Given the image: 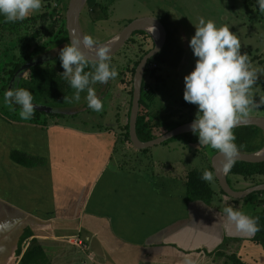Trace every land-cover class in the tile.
Wrapping results in <instances>:
<instances>
[{
  "label": "crops",
  "instance_id": "1",
  "mask_svg": "<svg viewBox=\"0 0 264 264\" xmlns=\"http://www.w3.org/2000/svg\"><path fill=\"white\" fill-rule=\"evenodd\" d=\"M162 22L169 39V22ZM168 55L159 69L171 63ZM151 77L146 78L150 87ZM154 101L147 104L151 116L169 108L152 109ZM119 118V128L105 123L88 129L61 118L46 125L43 119L10 117L0 105V224L10 225L0 230V264H12L30 239L47 255L63 248L81 253L74 264H231L227 255L264 264V247L253 241L254 235L226 228L224 208L250 216L243 200L233 203L214 189L213 204L190 201L187 170L173 171L169 162L149 171L120 164L126 143L118 135L126 122ZM13 152L20 160L13 159ZM29 230L32 236L22 242Z\"/></svg>",
  "mask_w": 264,
  "mask_h": 264
},
{
  "label": "rangeland",
  "instance_id": "2",
  "mask_svg": "<svg viewBox=\"0 0 264 264\" xmlns=\"http://www.w3.org/2000/svg\"><path fill=\"white\" fill-rule=\"evenodd\" d=\"M71 1L43 0L42 9L29 17H39L48 11L53 12V8H47L49 2L58 8V13L54 11L55 16L53 18L40 22L38 26L31 23L29 27L21 26L19 29H14V31L9 26L10 29L7 28V33L8 37L10 35L14 37L12 42H7L3 37L4 33L0 31L2 37V40H0V105L4 114L15 118L17 115L20 116L17 113L20 109L14 110L15 105L5 103L3 97L8 87L9 71L13 69L12 62L20 58L19 45H21V42L17 39L25 36L27 31L33 33L37 29L41 30L40 36L32 41L33 45L39 44L42 48L41 53L38 54L39 58L41 57L40 59L44 61L46 59L44 64L47 67L56 66L58 69L65 71L62 65H57V59H54L60 49L58 44L55 45V40L64 37L63 34L66 30L68 31ZM99 4L104 8L106 7L108 19L97 18L102 11ZM258 7L256 0H89L82 14L81 28L84 37L92 36L99 45H103L114 39L130 22L136 19L142 17L158 18L161 16L164 22H169V39L166 40L163 51H165L164 54L169 52L168 58L171 63H167V65L161 63L159 69L160 61L157 58L152 60V64L155 65V72L151 77L153 80L151 88L154 89L156 95L159 93L160 96L154 101L155 104L152 105V109H158L169 104V110L166 112L168 119L166 120L181 125L189 122L190 118L188 110L182 107V99L185 91L184 78L195 69L196 65L197 58L194 57L189 46L190 40L196 32L195 25H198L200 19L203 18L205 21L215 22L217 26H227L230 27V30L235 29L236 31H233V33L244 39L241 42L243 44L242 48H248L245 50L248 58L252 59V66L264 70V55L261 53V50H264V13H260ZM94 8H96V11H93ZM4 21V17L0 16V23ZM154 29V31H158L156 28ZM150 30H144L148 34H138L130 37L127 43L111 56V64L118 71L117 78L101 86H98L97 83L94 87L97 97L103 102V111L97 113L89 107L83 109V106H80L77 109L82 111H79V117L63 116L60 120L88 129H96L101 125H105V123L119 128V122L121 123L122 119L119 118L118 121V115L120 117L124 116L123 123L130 122V114L128 115V113L130 108L132 109L135 77L132 69L137 68L145 53L156 46L155 37L157 33L151 30L152 33ZM173 30L174 32H172ZM35 50V48H32L30 53L35 52ZM170 53H172L173 59L170 57ZM181 57L184 59L183 63L182 59L180 60ZM178 59L180 62L177 65ZM150 67L152 66L150 65ZM166 71L169 76L165 75ZM156 72L162 76H157ZM122 79L127 80L128 83H122ZM262 79H264V75H260L259 81L251 90L254 105L250 116L259 115V117H264V81L260 82ZM132 89L133 93L131 92ZM81 105H88L87 100ZM196 114L197 112L194 115ZM125 145L121 151L119 161L126 168L149 171L153 170L152 167L155 165H158L156 167L158 169L168 167L166 163L169 162L168 168L176 172H185V170L190 171L192 169L207 170L214 175V180L210 182L212 187L215 190L221 189L212 165L213 157L218 153L217 150L208 146L199 148L198 145H188L181 140L164 142L150 148L147 153L130 142H126ZM255 145L260 148L256 152L264 149V133H261L259 138L255 140ZM157 160H161V163L157 164L155 162ZM173 163L180 165L171 167L170 165ZM227 177L230 178L232 187L238 191H245L258 183L260 184V182L264 183V176L246 178L239 175H227ZM258 197L264 198V195H256L254 205L245 203V208H248L251 213L262 209V205H255ZM241 200L245 202V199ZM231 201L239 203L237 199ZM35 245V241L31 242L29 246L26 244V250L27 248L32 249ZM62 250L61 253L56 252V254L47 255V264H74V259L81 257V253L69 254L65 253L64 248ZM25 251L21 248L19 251L21 254L18 252V257L12 264H23L22 256ZM78 263L80 264V262ZM221 263H223L222 260ZM230 263L234 264L232 260Z\"/></svg>",
  "mask_w": 264,
  "mask_h": 264
},
{
  "label": "clouds",
  "instance_id": "3",
  "mask_svg": "<svg viewBox=\"0 0 264 264\" xmlns=\"http://www.w3.org/2000/svg\"><path fill=\"white\" fill-rule=\"evenodd\" d=\"M256 4L259 12L264 13V0H256ZM42 7L43 0H0V16L8 23L23 22ZM195 27L189 46L197 58L196 65L184 78V99L197 106L190 130L198 137L199 146H208L222 154L227 171L234 166L239 151L233 129L241 122H248L254 105L251 90L260 75H264V70L254 68L247 54H242L241 40L230 27L217 26L203 18ZM81 45L83 49L94 51L98 57L91 62L92 71H85L90 61ZM59 58L65 69L62 75L75 90L73 100L79 102L81 93L86 91L88 107L94 112H102L104 105L93 85L107 84L118 76L117 69L111 64L110 50L99 46L92 36L82 39L74 36L71 43L60 51ZM3 99L5 103L20 108L21 119L27 121L34 117L38 105L29 90L11 88L4 93ZM201 179L212 182L214 175L206 170ZM222 215L227 221L226 228L234 226L237 232L247 236L260 231L258 218L238 209L226 207ZM8 227L7 223L0 224V230Z\"/></svg>",
  "mask_w": 264,
  "mask_h": 264
},
{
  "label": "trees",
  "instance_id": "4",
  "mask_svg": "<svg viewBox=\"0 0 264 264\" xmlns=\"http://www.w3.org/2000/svg\"><path fill=\"white\" fill-rule=\"evenodd\" d=\"M49 1V0H47ZM100 5V4H99ZM101 6V5H100ZM102 7L101 14L97 17L102 20L108 19L106 7ZM47 8L51 9L52 11H48L46 13L41 14L39 17H28L23 22H16V23H8L3 22L0 23V31L4 33V39L8 42H12L14 37L11 35L8 37L7 28L9 26L11 27V30L14 31V29H19L21 26L29 27L31 23L33 25H37L42 21H47L49 18H53L54 11H57L58 8L54 7L53 3H48ZM93 11H96V8L93 9ZM40 28V27H39ZM3 29V30H1ZM5 29V31H4ZM10 29V28H9ZM6 32V33H5ZM41 34V30L37 29L33 33H30L27 31L25 36L20 37L17 39V41L21 42L20 47V58L14 60L12 62L13 69L9 71V78L7 80L8 86L14 77V74L17 72V70L25 63L32 61V60H41L39 58V53H41V46L39 44L33 45L32 41H34L36 38H38ZM138 34H148L144 30L137 31L134 36ZM64 37L61 39L55 40L56 44H58V47H60L59 51L57 52V55L54 57V59H57V65H61V61L59 58L60 51L66 47L68 44H70V39L68 31L66 30L65 34H63ZM0 40H2L1 33H0ZM66 42V43H65ZM32 48H35V52L30 53V50ZM53 48V47H52ZM54 49V48H53ZM162 51L156 55L154 58H157V60H161V58L164 56V52ZM151 50L147 51L145 53L148 54ZM242 54H247V51L243 48H241ZM172 56V53H170ZM144 57V56H143ZM142 57V58H143ZM149 60V64L146 68L144 79H143V93H142V100H141V110L140 115L138 119V137L143 142H148L151 140L156 139L157 137H160L163 134H166L167 132L171 131L175 127L179 126L178 124H173L168 122V115L166 112L169 110V108H164L161 111H157L152 116L148 113V105L150 102L155 100V92L151 90L150 85L147 84L146 78L147 75L150 73V75H153L155 72V69L150 67L152 64V60ZM173 58V56H172ZM249 60L252 61V59L249 57ZM140 62V61H139ZM138 62V63H139ZM180 62V60H177V64ZM91 68V61L90 66L85 69V71H92ZM133 73H136V67L132 69ZM63 72L61 69H58L56 66H46L44 65H37L26 71L21 78L17 81V85L15 88H22L29 90L32 92L34 96V102L44 104L47 106H50L53 108V111L51 113H46L42 111L36 110L34 117L31 119L32 121H40L44 120L45 124L47 125L50 119H59L63 116H73L77 117L79 115L80 110H77L80 108V106H83L84 108H88V105L84 106L81 105L85 100L87 96V92L81 93V100L79 102H75L73 100L74 95V89L71 88L69 82L64 79ZM122 83L127 84L128 81L124 79L121 80ZM102 84L98 83V86H101ZM95 85H93V88ZM134 88V87H133ZM8 90V87H7ZM96 92V91H95ZM133 93V89L131 90ZM130 92V93H131ZM98 93V92H97ZM105 93V90H104ZM105 96V94H104ZM182 107L190 113L189 122L193 121L196 117L194 115L197 112V106L193 105L191 103H188L185 101V99H182ZM20 109L18 106H14V110ZM73 111V112H71ZM80 111V112H79ZM131 114V108L129 110L128 115ZM121 133L118 135V137L121 138V140L126 143L131 141L130 135V122L128 121L125 125L121 127ZM233 132L236 136L235 143L238 146L239 151L242 153H253L258 151L260 148L255 145V140L259 138L261 133H264V130L257 127V126H240L235 127L233 129ZM174 140H181L182 142L190 145H198L199 146V140L196 135H194L192 132L182 134L180 136L174 137L168 141H174ZM167 142V141H166ZM133 144V143H132ZM206 146H199V148H205ZM143 152L147 153L150 148L147 149H141ZM12 157L14 160H20L17 157V153L13 152ZM121 164V162H120ZM122 165V164H121ZM124 166V165H122ZM136 169V168H134ZM204 171L199 169H192L188 171L187 175L185 176V180L187 181L188 186V199L190 201H197L201 200L209 205L213 204L216 198V192L214 188L212 187L210 182H206L201 179V176ZM228 175H239L246 178L254 177V176H264V161L258 162V163H252V162H246V161H236L234 166L230 168V171ZM230 182V178L228 179ZM262 182H260L261 184ZM231 184V182H230ZM259 184V183H258ZM222 193H225L221 189ZM256 195H264V191L255 192L248 197L245 198V203L248 205H254L253 202L255 201L254 197ZM262 205V209L253 211L250 216L253 218H258V224L260 231H258L254 237L253 241L257 244H260L264 247V198L258 197L257 202L255 205ZM32 236V231L29 230L27 234H25L21 239L22 242L26 240L27 237ZM35 239H30L28 241V246L31 242H34ZM21 250V249H20ZM19 250V251H20ZM19 254H21L19 252ZM220 255L226 256L223 253H219ZM227 257L233 261L234 264H247L246 262L242 261L238 256L236 255H227ZM23 264H47V254L43 250V248L39 245H35L32 249L27 248V250L24 252L22 256Z\"/></svg>",
  "mask_w": 264,
  "mask_h": 264
},
{
  "label": "water",
  "instance_id": "5",
  "mask_svg": "<svg viewBox=\"0 0 264 264\" xmlns=\"http://www.w3.org/2000/svg\"><path fill=\"white\" fill-rule=\"evenodd\" d=\"M89 0H72L71 1V8L70 13L72 10V17L70 18L69 13V22H68V32H69V38L70 42L72 41V38L74 36H78L81 38V35L83 34L82 28H81V18L83 11L87 5ZM155 26L159 28L161 31L160 38L156 40V46L148 53L146 54L141 62L139 63L138 67L136 68V73L134 77V94H133V103H132V109L130 114V137L133 145L139 149H147L152 148L154 146L160 145L174 137L180 136L182 134L190 133L192 132L190 130V125L193 121L181 124L171 131L167 132L166 134L161 135L160 137H157L154 140L143 142L138 137V119L140 115L141 110V100H142V93H143V79L144 74L146 71V68L149 64V60L154 58L156 55H158L166 42L167 39V30L165 28V25L163 22L156 18V17H142L139 19H136L132 22H130L123 30L122 32L115 36L116 41L113 44V46L109 49L111 56H113L117 51H119L130 39V37L134 36V34L139 30H147L149 31L148 27ZM82 50L85 52V55L88 57L89 61L93 62L98 59L96 57L95 53L83 49V46L81 45ZM46 61V59H45ZM44 60H32L25 64H23L17 72L14 74V77L12 78L8 90L11 88H15L16 83L18 81V78L31 69L34 66L42 65L45 62ZM35 103V102H34ZM37 106L38 111L51 113L53 111V108L44 104L35 103ZM240 126H257L264 130V117H249L248 122L244 123L241 122V124L237 125L236 127ZM264 149H262L260 152H253V153H242L238 152V155L236 157V161H246V162H252V163H258L264 161V153H262ZM212 165L215 171V174L217 176V179L219 181L221 189L225 192L226 195L233 199H245L249 195L255 193L264 191V183L257 184L245 191H238L232 187L228 180V173L230 169L227 171V173H224L225 168V161L222 154L219 152L215 154L212 160Z\"/></svg>",
  "mask_w": 264,
  "mask_h": 264
},
{
  "label": "bare ground",
  "instance_id": "6",
  "mask_svg": "<svg viewBox=\"0 0 264 264\" xmlns=\"http://www.w3.org/2000/svg\"><path fill=\"white\" fill-rule=\"evenodd\" d=\"M72 17V10H71V13H70V18ZM152 27H154V28H156V30H158V31H154L155 29L154 28H152ZM148 29H151V30H153L155 33H157V35H156V37H157V39H159L160 37V35H161V31L159 30V28H157V27H155V26H150V28L148 27ZM84 36L83 35H81V39L83 38ZM156 39V40H157ZM115 41H116V37L114 38V39H112L111 41H109L108 43H106V44H103V45H99V46H101V47H106V48H108V49H110L112 46H113V44L115 43ZM83 46V45H82ZM91 52H93V53H95L94 51H91ZM262 153H264V150L262 151ZM228 171V170H227ZM227 171H225V168H224V173L226 174L227 173Z\"/></svg>",
  "mask_w": 264,
  "mask_h": 264
},
{
  "label": "built area",
  "instance_id": "7",
  "mask_svg": "<svg viewBox=\"0 0 264 264\" xmlns=\"http://www.w3.org/2000/svg\"><path fill=\"white\" fill-rule=\"evenodd\" d=\"M151 66L154 68L155 65L154 64H151Z\"/></svg>",
  "mask_w": 264,
  "mask_h": 264
}]
</instances>
